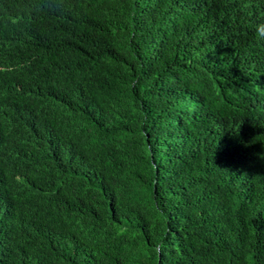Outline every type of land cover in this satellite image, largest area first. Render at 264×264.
<instances>
[{
  "label": "trees",
  "instance_id": "16d2710c",
  "mask_svg": "<svg viewBox=\"0 0 264 264\" xmlns=\"http://www.w3.org/2000/svg\"><path fill=\"white\" fill-rule=\"evenodd\" d=\"M264 0H0V264H264Z\"/></svg>",
  "mask_w": 264,
  "mask_h": 264
},
{
  "label": "clouds",
  "instance_id": "9594fccd",
  "mask_svg": "<svg viewBox=\"0 0 264 264\" xmlns=\"http://www.w3.org/2000/svg\"><path fill=\"white\" fill-rule=\"evenodd\" d=\"M257 38L264 40V30L261 29V26H257Z\"/></svg>",
  "mask_w": 264,
  "mask_h": 264
}]
</instances>
